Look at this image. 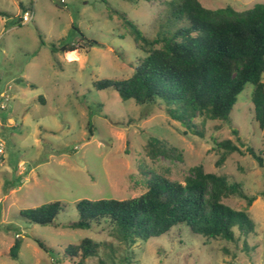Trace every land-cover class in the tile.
Masks as SVG:
<instances>
[{
  "label": "rangeland",
  "instance_id": "obj_1",
  "mask_svg": "<svg viewBox=\"0 0 264 264\" xmlns=\"http://www.w3.org/2000/svg\"><path fill=\"white\" fill-rule=\"evenodd\" d=\"M162 1L172 0H0V264H73L64 254L86 238L99 245L98 254L85 264H264V166L247 152L227 156L214 141L231 140L243 151L253 148L264 160V130L254 118L248 85L239 95L227 122L196 121L205 137L184 135L182 123L172 120L164 105L138 106L124 102L114 89L97 90L103 79L131 77L138 50L130 23L154 39L169 11ZM208 9L230 6L242 11L264 0H200ZM34 19L22 23L24 12ZM83 34L86 41H81ZM96 44L89 47L87 42ZM65 44H81L75 52L57 51ZM233 129L242 138L239 142ZM162 141L169 156L152 158L147 144ZM240 183L251 206L236 196L228 206L246 211L254 231L228 242L193 236L188 229L138 241L128 248L108 228L73 229L76 203L87 200H125L147 191L148 171L185 183L191 169ZM62 202L66 212L54 225L30 223L22 212ZM21 241L18 259L11 250ZM43 242L53 253L40 248Z\"/></svg>",
  "mask_w": 264,
  "mask_h": 264
},
{
  "label": "trees",
  "instance_id": "obj_2",
  "mask_svg": "<svg viewBox=\"0 0 264 264\" xmlns=\"http://www.w3.org/2000/svg\"><path fill=\"white\" fill-rule=\"evenodd\" d=\"M162 2L169 11L154 39L127 23L136 48L146 55L137 61L134 74L121 80L96 81L95 88L114 89L124 102L133 101L138 106L164 105L169 117L182 123L184 135L204 138V130L199 129L196 121L227 122L239 95L253 85L254 118L264 130V4L238 11L230 6L208 9L200 0ZM81 41H86L83 34ZM87 44L93 47L96 43ZM78 47L83 46L65 44L53 51L66 54ZM233 133L240 142L238 131L233 129ZM214 144L220 152L219 165L230 154L247 152L259 166H264L262 156L251 147L243 151L231 140H215ZM147 152L152 158L169 156L167 147L157 138L149 141ZM191 172L183 184L150 170L147 191L139 197L81 200L76 203L78 220L70 227L108 228L128 248L138 241L163 237L175 228L188 229L193 236L228 242L237 240L236 230L242 237L254 231L255 223L246 211L224 203L236 196L252 205L256 198L248 196L242 184L208 173L202 166L193 167ZM66 210L62 202H52L25 210L22 217L30 223L48 226L54 225ZM36 242L45 252H54L40 240ZM20 248L18 239L11 250L14 259H18ZM98 248V244L86 238L70 246L64 255L73 264H85L86 259L98 254ZM108 257L112 264H118L113 256ZM128 262L124 258L119 264Z\"/></svg>",
  "mask_w": 264,
  "mask_h": 264
},
{
  "label": "built area",
  "instance_id": "obj_3",
  "mask_svg": "<svg viewBox=\"0 0 264 264\" xmlns=\"http://www.w3.org/2000/svg\"><path fill=\"white\" fill-rule=\"evenodd\" d=\"M34 19V13L31 11H26L24 12L23 16H22V23L23 24H28L30 23L32 20ZM4 104L0 103V109L1 110H5L7 107V103L9 102V97L8 96H4ZM4 144L2 142H0V156L4 154ZM3 164L2 159L0 158V166Z\"/></svg>",
  "mask_w": 264,
  "mask_h": 264
},
{
  "label": "crops",
  "instance_id": "obj_4",
  "mask_svg": "<svg viewBox=\"0 0 264 264\" xmlns=\"http://www.w3.org/2000/svg\"><path fill=\"white\" fill-rule=\"evenodd\" d=\"M66 58H67V60L69 59V55L68 54H66Z\"/></svg>",
  "mask_w": 264,
  "mask_h": 264
},
{
  "label": "water",
  "instance_id": "obj_5",
  "mask_svg": "<svg viewBox=\"0 0 264 264\" xmlns=\"http://www.w3.org/2000/svg\"><path fill=\"white\" fill-rule=\"evenodd\" d=\"M57 3H61V0H58V2Z\"/></svg>",
  "mask_w": 264,
  "mask_h": 264
}]
</instances>
